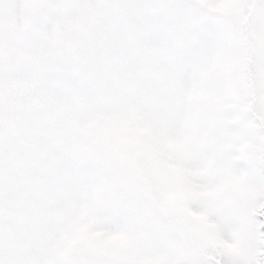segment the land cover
I'll list each match as a JSON object with an SVG mask.
<instances>
[{
    "label": "snow or ice",
    "instance_id": "6c2138e0",
    "mask_svg": "<svg viewBox=\"0 0 264 264\" xmlns=\"http://www.w3.org/2000/svg\"><path fill=\"white\" fill-rule=\"evenodd\" d=\"M0 264H264V0H0Z\"/></svg>",
    "mask_w": 264,
    "mask_h": 264
}]
</instances>
